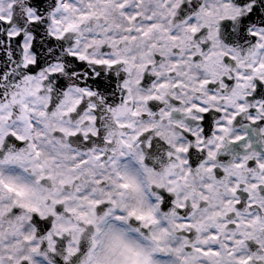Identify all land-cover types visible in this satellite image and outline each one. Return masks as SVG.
<instances>
[{
	"label": "flooded vegetation",
	"instance_id": "obj_1",
	"mask_svg": "<svg viewBox=\"0 0 264 264\" xmlns=\"http://www.w3.org/2000/svg\"><path fill=\"white\" fill-rule=\"evenodd\" d=\"M0 264H264V0H0Z\"/></svg>",
	"mask_w": 264,
	"mask_h": 264
}]
</instances>
